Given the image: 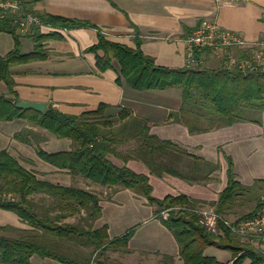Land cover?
Wrapping results in <instances>:
<instances>
[{"label":"crops","instance_id":"obj_1","mask_svg":"<svg viewBox=\"0 0 264 264\" xmlns=\"http://www.w3.org/2000/svg\"><path fill=\"white\" fill-rule=\"evenodd\" d=\"M31 7L39 13L86 20L96 27L60 28L40 24L37 28L41 32H55L61 38L43 41L44 59L10 67L17 102L44 103V111L52 107L72 115L106 104L103 114L113 120L111 134L115 138L114 152L108 158L118 166L125 165L147 175L151 194L156 198L185 194L197 204L212 206L209 202L217 200L226 186L225 155L231 157L233 172L241 184L252 187L259 179L263 180L258 182L259 187H264V111L260 123L242 121L189 132L181 115L177 120L172 114L179 111L182 103L180 89L135 90L122 78L117 81L115 60L110 67L99 70L95 57L103 53L85 51L96 43L99 30L107 38L131 47L138 37L141 50L152 56L155 63L182 67L185 38L202 20L215 21L223 28L237 31L248 42L257 41L264 34V0H238L230 4H218L215 0H36ZM5 34L8 33L0 31V55L13 47L12 37L9 40ZM20 44L21 51L26 53L32 50L34 42L27 33L20 35ZM0 93H7L1 80ZM122 108L130 113L118 120ZM138 122L145 125L146 135L136 125ZM17 132L20 134L15 137ZM149 134L168 144L159 147L157 139L148 138ZM232 142L238 143V159L228 148ZM72 147L70 139L58 137L25 119L0 120V150H7L39 179L87 189L98 196L101 212L91 221L92 229L105 224L108 239H112L134 227L126 248L111 251L112 264H183L172 232L155 216V205L149 204L144 196L129 188H106L82 176H72L37 155L39 148L56 152ZM79 212L85 214L83 209ZM13 214L14 223L6 225L18 227L22 222ZM63 214V221L71 223V217ZM243 241L264 257V243L252 245ZM229 255L227 260H222L210 254L223 263L231 262ZM50 260L36 254L30 258L31 264ZM248 263V258L241 262Z\"/></svg>","mask_w":264,"mask_h":264},{"label":"trees","instance_id":"obj_2","mask_svg":"<svg viewBox=\"0 0 264 264\" xmlns=\"http://www.w3.org/2000/svg\"><path fill=\"white\" fill-rule=\"evenodd\" d=\"M35 1L20 0V4L25 10L33 13L40 24L60 28L96 27L86 20L39 13L31 7ZM14 19L15 15L9 14L0 20V31L10 34L13 39V47L4 55H0V80L7 90L6 94L0 93V120L25 119L58 137L70 139L73 143L70 150H37V155L51 165L67 170L72 176H82L93 184L106 188L121 186L144 196L149 204L155 205V216L172 232L179 245L183 264H241L244 258L249 259L248 264H264L261 254L246 243L240 244L237 237L230 235L226 230L222 235L214 236L201 227L197 222V215L187 209L200 205L196 200L185 194L156 198L151 194L152 187L147 175L135 172L125 165L118 166L108 158V154L114 152L115 138L111 134L113 122L110 116L103 114L106 104L100 103L96 109L84 111L79 115L63 113L52 107L40 113L14 106L18 97L13 89L14 81L10 67L44 59L46 53L43 41L61 38L55 32L43 33L35 27L28 33L34 42L32 50L23 53L21 34L17 31ZM133 27L137 32V28ZM134 40L135 44L131 47L107 38L98 30L96 43L86 47L85 51L103 53L101 57L97 54L95 57L99 70L110 67L111 61L115 60L118 65L117 81L122 78L135 90L179 88L182 103L179 111L172 114L177 120L181 115L189 132L207 131L242 121L260 123V114L264 111V63L251 70L227 69L222 64L218 67H168L155 63L152 56L141 50L140 39L135 37ZM129 113V110L122 108L117 114V119L123 120ZM193 117L201 122H208L209 125L191 123L189 118ZM136 125L141 132L145 130V135L147 134L144 124L138 122ZM19 134L17 132L14 136ZM148 138L157 139L151 134ZM157 142L159 147L168 144L158 139ZM225 159L226 186L219 192L217 200L209 202L222 214L229 210L235 197L250 189V186L243 185L236 179L231 157L225 155ZM256 182L263 180L258 179ZM39 193L51 197V206L61 213L51 216V210L38 208V204L30 195ZM259 205L258 198L255 207L241 218L253 215ZM0 208L16 214L19 220L33 231L32 235L8 236L3 234V231L15 230V227L0 225V264H31L30 258L34 254L41 258H51L60 264H87L71 259L40 241L45 233H48L59 240H75L88 245L93 247L96 254H101L109 247L125 249L134 231V227H131L120 236L108 239L105 224L92 229L90 224L88 228H84L61 222L63 213L71 210L83 209L90 221L99 217L101 209L98 196L87 189L62 186L39 179L32 170L23 167L5 149L0 150ZM163 209H169L166 219L159 214ZM211 245L231 250L234 254L231 262L223 263L214 256L204 254V249ZM99 264L112 262L99 261Z\"/></svg>","mask_w":264,"mask_h":264},{"label":"built area","instance_id":"obj_3","mask_svg":"<svg viewBox=\"0 0 264 264\" xmlns=\"http://www.w3.org/2000/svg\"><path fill=\"white\" fill-rule=\"evenodd\" d=\"M218 4H230L238 0H215ZM15 15L17 31L27 34L40 25L39 19L25 10L20 0H0V20ZM264 18V9H263ZM221 61L227 69L251 70L264 63V34L255 42H248L236 31L223 28L217 22L202 20L185 38V61L187 67L204 64V56ZM259 207L249 217H228L217 212L213 206L200 204L189 211L197 215L198 224L214 236L226 230L230 235L246 240L249 244L264 243V193L259 196ZM169 209L161 211L166 219Z\"/></svg>","mask_w":264,"mask_h":264},{"label":"rangeland","instance_id":"obj_4","mask_svg":"<svg viewBox=\"0 0 264 264\" xmlns=\"http://www.w3.org/2000/svg\"><path fill=\"white\" fill-rule=\"evenodd\" d=\"M4 36L9 38V40L11 38L10 37L11 35H8V34H5ZM204 58H205L204 60H206V61L204 62V64L199 65L200 67H218L221 65V61L211 59L208 55H205ZM177 90H179V88H177ZM189 119H190V122L194 123V124L209 125L208 122H205V121L201 122L200 120H197V118H195V117L189 118ZM111 122H113V120ZM228 148L230 150H232V152L236 155V159H238L237 158V152H236V150L238 149V143L232 142V143H230ZM263 193H264V187L263 188L259 187L258 182H255V185L250 187V189L248 191H245L241 195L235 197V199H234L233 203L231 204L229 210L226 213H224V215H226L228 217H233V218L241 217L243 214L249 212L250 210H252L255 207L259 196L262 195ZM30 198L35 200L34 202L36 204H38L37 205V207L39 206L38 208H43L44 210L46 208V209L51 210L49 213L51 216H55V214L61 213L60 211H58L56 209V207L53 208L51 206V201H52L51 199L52 198L45 195V194H40V193L39 194H33V195H30ZM161 211L162 210H160V212H159L160 215H161ZM68 212L69 211H65L64 213L67 214L69 217H71L70 220H71L72 224H76V225H78L80 227H84V228H87L88 227L87 225L91 224V221L88 218L86 213L84 215H81L79 210L78 211L77 210H71L70 214H68ZM12 214L13 213L0 208V224L6 225L9 223H14L13 219L11 218ZM68 216H67V219H68ZM61 222H64L63 219H61ZM3 234H6L8 236H24L25 234L26 235H32L33 231L29 230V226L22 223L20 226L15 227V230L3 231ZM237 240H238V242H240V244L245 243V241H243L244 239H242V238H237ZM40 242L46 243L47 246H49L52 249L60 252L63 255L68 256L71 259H74L77 261H84L87 264H99V261L111 262V260H110L111 251L113 249H120L118 247H109L107 250L103 251V253L96 254L93 247H90V246L85 245V244H80L79 242H77L75 240H73L71 242L59 240L50 234L48 235V233H45L44 238ZM207 247H210V248H208L204 254H206V255L214 254L219 259H222V260H224V259L227 260L230 257L229 254H231V258L234 255L231 250H227V249L218 247L222 250L221 251L217 248H214V246H207ZM222 252H225V253H222ZM56 262L53 261V259H52L50 261H43L40 264H60V263H58V262L56 263Z\"/></svg>","mask_w":264,"mask_h":264},{"label":"water","instance_id":"obj_5","mask_svg":"<svg viewBox=\"0 0 264 264\" xmlns=\"http://www.w3.org/2000/svg\"><path fill=\"white\" fill-rule=\"evenodd\" d=\"M14 106L21 108V109H32L37 112H43L45 108L44 103H39V102H23L19 101L14 103Z\"/></svg>","mask_w":264,"mask_h":264}]
</instances>
